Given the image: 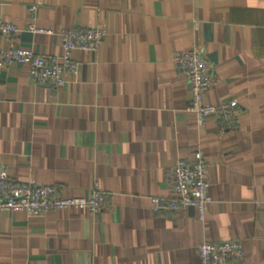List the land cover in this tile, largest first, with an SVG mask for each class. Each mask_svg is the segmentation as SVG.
<instances>
[{"label": "crops", "instance_id": "0c3cea01", "mask_svg": "<svg viewBox=\"0 0 264 264\" xmlns=\"http://www.w3.org/2000/svg\"><path fill=\"white\" fill-rule=\"evenodd\" d=\"M36 6L27 29L28 7ZM20 31L13 42L61 54V29L96 27L94 51L74 50L78 72L37 84L25 64L0 69V165L14 180L111 196L97 213L0 212V264H200L202 242L238 240L237 264H264V0H0ZM197 48L213 70L205 99L237 101L238 122L198 125L175 52ZM205 160L213 201L156 214L178 158Z\"/></svg>", "mask_w": 264, "mask_h": 264}, {"label": "built area", "instance_id": "2783aa9c", "mask_svg": "<svg viewBox=\"0 0 264 264\" xmlns=\"http://www.w3.org/2000/svg\"><path fill=\"white\" fill-rule=\"evenodd\" d=\"M36 6L28 7L30 13L27 29L33 33H53L35 25ZM20 31L18 26L0 14V69L10 64H25L29 76L37 84L59 87L65 75L78 72L79 62L72 57L74 50L94 51L102 42L106 31L96 27L61 29L56 34L61 39V54L44 57L33 49L21 48L13 42ZM175 71L189 81V99L186 111L194 114L196 123L203 125L214 116L220 127L238 122L237 101L234 99L211 103L205 99L213 84V70L204 54L197 48L175 52L172 56ZM167 183L170 196H151V209L162 216H172L185 207H193L203 219L208 204L213 199L208 192L209 181L205 160L195 152L192 160L178 158L168 170ZM111 196L97 183L87 196H64L57 186L40 184L34 180H14L8 170L0 165V212H22L33 216L53 210L85 209L97 213L110 202ZM200 264H237L242 260L243 248L238 240L202 242L196 247Z\"/></svg>", "mask_w": 264, "mask_h": 264}]
</instances>
